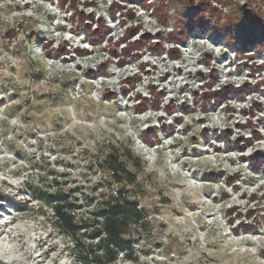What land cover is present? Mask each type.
<instances>
[{"label": "clouds", "instance_id": "9594fccd", "mask_svg": "<svg viewBox=\"0 0 264 264\" xmlns=\"http://www.w3.org/2000/svg\"><path fill=\"white\" fill-rule=\"evenodd\" d=\"M0 264H264V0H0Z\"/></svg>", "mask_w": 264, "mask_h": 264}, {"label": "trees", "instance_id": "16d2710c", "mask_svg": "<svg viewBox=\"0 0 264 264\" xmlns=\"http://www.w3.org/2000/svg\"><path fill=\"white\" fill-rule=\"evenodd\" d=\"M244 37V41L246 40V39H248V43H251L252 42V39H253V37L251 36V35H249V34H244L243 35ZM241 41H242V39H241Z\"/></svg>", "mask_w": 264, "mask_h": 264}, {"label": "rangeland", "instance_id": "374dc122", "mask_svg": "<svg viewBox=\"0 0 264 264\" xmlns=\"http://www.w3.org/2000/svg\"><path fill=\"white\" fill-rule=\"evenodd\" d=\"M244 36L242 35V37L240 38V43L242 44V45H246V44H249L248 43V39H246L245 41H244V38H243ZM241 39H242V41H241Z\"/></svg>", "mask_w": 264, "mask_h": 264}]
</instances>
